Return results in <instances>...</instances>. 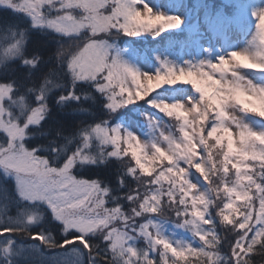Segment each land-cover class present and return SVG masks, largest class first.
<instances>
[{"label": "snow or ice", "instance_id": "6c2138e0", "mask_svg": "<svg viewBox=\"0 0 264 264\" xmlns=\"http://www.w3.org/2000/svg\"><path fill=\"white\" fill-rule=\"evenodd\" d=\"M0 7L11 13L0 18V264L17 257L39 264H255L253 256H264V85L241 72L264 75V9L253 12L249 47L218 62H161L144 73L120 59L109 39L155 36L180 23L154 14L145 0H0ZM33 30L42 36L29 54ZM10 59L19 65L11 68ZM239 81L257 107L223 127L217 98ZM55 93L58 105L73 101V111L94 119L71 134L45 127ZM205 101L210 108L195 138L186 110L165 112L199 110ZM158 113L174 118L175 132ZM116 117L128 127L112 124ZM241 137L255 149L242 151ZM165 205L173 220L160 218ZM25 220L24 238L39 241L35 248L13 238ZM165 224L187 229L195 244L170 240Z\"/></svg>", "mask_w": 264, "mask_h": 264}, {"label": "rangeland", "instance_id": "374dc122", "mask_svg": "<svg viewBox=\"0 0 264 264\" xmlns=\"http://www.w3.org/2000/svg\"><path fill=\"white\" fill-rule=\"evenodd\" d=\"M197 1L203 3L202 0ZM145 2L152 9L154 14L178 17L180 23L172 28L161 31L159 35L153 36L151 32H146L144 34L138 35V37L142 39H156L166 32H170L174 29L179 31L184 27V25H189L192 28L193 35L196 37L195 41L199 45L195 47L184 45L177 53L172 51L170 47H165L164 49L155 50L151 54L146 55V50L140 51L130 42L124 43V45L120 46L116 43V40H109V43L113 46V52L118 55L120 59H122L130 67L144 73L155 72L158 68H160L161 62L177 68L195 65L201 62H218L216 60L219 57L224 56L231 51L243 50L249 47V41L256 31L255 25L256 22H258L253 16V12L264 9V0L242 3V7L239 10V20L246 24L247 20L253 19L254 23L250 28V31L243 36H240L238 29H235L233 37L235 38V42L231 43L229 37L224 35L223 30L225 27L231 29L233 27L232 25L234 24H232L231 21H228L222 14H218L215 18L210 19V16L208 13H206L203 4H201L202 6L198 8L195 18H193L191 15L189 16V11L187 9L188 0H145ZM140 8L142 10V5ZM221 34L222 38L220 36ZM241 72H243L247 77L253 79L254 83L264 85V75H261L260 73H253L247 69H241ZM175 87L191 90L190 85H176ZM156 91L159 90L154 89L150 94L154 95ZM121 111L123 112L125 110L121 109ZM156 111L158 112V110ZM158 115L162 118L164 124L170 126L174 125V118L173 121H169L167 116L163 113H158ZM248 120L254 128L258 127V125L255 123L258 118L250 116L248 117ZM141 123L143 125V131L147 133V125L143 122V120ZM123 124L124 126L128 127L126 122ZM129 130L136 132L137 135L141 134L140 130L135 127H130ZM172 130L175 132L174 126L172 127ZM128 158L131 161L130 155ZM131 163L134 164V162ZM164 163L166 164L167 162L165 161ZM217 203L219 204L220 201H217ZM210 211L213 215H215V208L210 209ZM164 212L167 215V219L173 220L175 218L174 213L169 211L167 207H165ZM10 213L11 215H15V209H12ZM162 233L170 240H180L182 242L195 244L191 233L187 231V229H179L174 227L172 224H165L162 228ZM139 246H143L142 241L140 242Z\"/></svg>", "mask_w": 264, "mask_h": 264}, {"label": "trees", "instance_id": "16d2710c", "mask_svg": "<svg viewBox=\"0 0 264 264\" xmlns=\"http://www.w3.org/2000/svg\"><path fill=\"white\" fill-rule=\"evenodd\" d=\"M228 1V3H227ZM233 0H202L204 6L212 9L213 12L215 10H225L227 14L233 13L231 11V6L233 3H231ZM187 8L193 12V10L201 4V2H198L197 0H188ZM11 13L8 9L0 7V18H4L7 16H10ZM42 36V33L39 32V30H33L29 34V45H28V53L30 54L31 51L38 45L40 41V37ZM109 40L115 41L118 45H124V43L130 42L132 45L136 46L140 51L148 50L151 51L156 47L165 45L168 41L172 42L174 46H176V49L180 48L181 44L186 41L191 40V34L190 29L185 28L183 30H172L170 32H166L162 36L156 39H142L138 36L136 37H128L124 35H116L114 38H110ZM51 44L49 47L51 49H55L56 46L54 42H50ZM150 53V52H148ZM11 68H16L19 65L18 60L10 59L6 61ZM2 65H0V69H2ZM38 74V71H37ZM0 78H4L3 72L0 71ZM59 93H55L49 97V108L50 113L48 115V118L46 119L44 126L45 127H59L61 128L65 134H71L73 133L77 126L80 124L81 121H92L94 117L89 113H83L78 111H73L74 108L78 107L75 102L69 101L65 105L61 106L56 103V95ZM81 104H84L85 106H91L92 102H84L81 101ZM132 106L130 105L129 108ZM93 111H95V108H93ZM98 118H103L98 114ZM137 118L140 120V116H137ZM168 118V117H167ZM169 121H173V118H168ZM117 121H120L118 117L114 118L111 123H115ZM175 124V123H174ZM127 162H131L129 158H126ZM94 171V170H93ZM11 214V213H10ZM32 231H39L38 227H34ZM8 234H5L7 236ZM4 237H0V239H3ZM13 238L16 240V243L21 248H35L39 245V241L34 240H28L23 237L13 236ZM69 248L71 246H68ZM40 251L45 252L46 255L51 256V252H47L44 249H40ZM63 251V250H61ZM194 259V258H190ZM252 259L254 260L255 264H264V256H253ZM16 264H39L38 259L29 260L26 257H17Z\"/></svg>", "mask_w": 264, "mask_h": 264}, {"label": "clouds", "instance_id": "9594fccd", "mask_svg": "<svg viewBox=\"0 0 264 264\" xmlns=\"http://www.w3.org/2000/svg\"><path fill=\"white\" fill-rule=\"evenodd\" d=\"M247 87L246 81L235 82L232 88L226 90V94L219 96L217 98V119L222 123L223 127H228L235 120L241 119L239 116V111L248 109H254L257 107L254 103L251 102V97H245L243 93L240 91L242 88ZM253 95H259V93H253ZM235 101H240L243 104V108H238ZM210 105L209 102L205 101L203 104L199 105V110L195 108H187L184 109L183 106L177 105L175 109L166 107L165 112L167 114H174L176 111L186 110L187 116L185 117V122L191 128V134L193 138L199 135L200 129V120L203 118L204 114L209 111ZM175 126V124L173 125ZM237 143L240 145L242 151H253L255 149V145L248 143L244 144L243 138L238 139ZM208 147H212V145H208ZM194 145L189 142L187 145V151H192ZM220 153L216 152V157L219 159ZM218 179L222 180L223 177L220 176ZM137 180L139 183H144L145 181L141 179L140 176H137ZM171 211V207L165 205ZM161 219H167V215L164 211L160 213ZM28 224L25 220L20 226H18L17 231L21 234V237H26L28 235Z\"/></svg>", "mask_w": 264, "mask_h": 264}]
</instances>
